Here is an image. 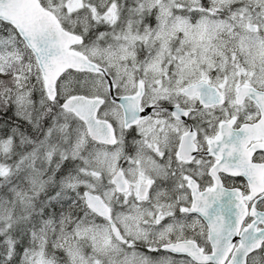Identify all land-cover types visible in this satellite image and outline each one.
Masks as SVG:
<instances>
[{
	"label": "snow or ice",
	"instance_id": "snow-or-ice-1",
	"mask_svg": "<svg viewBox=\"0 0 264 264\" xmlns=\"http://www.w3.org/2000/svg\"><path fill=\"white\" fill-rule=\"evenodd\" d=\"M0 264H264V0H0Z\"/></svg>",
	"mask_w": 264,
	"mask_h": 264
}]
</instances>
